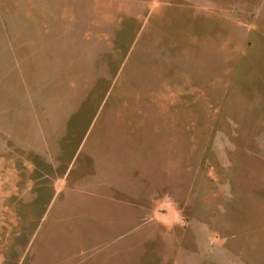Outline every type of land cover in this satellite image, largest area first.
<instances>
[{
    "label": "rangeland",
    "instance_id": "374dc122",
    "mask_svg": "<svg viewBox=\"0 0 264 264\" xmlns=\"http://www.w3.org/2000/svg\"><path fill=\"white\" fill-rule=\"evenodd\" d=\"M97 28L105 79L74 83ZM10 53L0 264H98L126 201L137 264H264V0H0Z\"/></svg>",
    "mask_w": 264,
    "mask_h": 264
},
{
    "label": "crops",
    "instance_id": "0c3cea01",
    "mask_svg": "<svg viewBox=\"0 0 264 264\" xmlns=\"http://www.w3.org/2000/svg\"><path fill=\"white\" fill-rule=\"evenodd\" d=\"M54 0H39V2L41 3H45V2H53ZM40 8H42L43 6H39ZM51 8V6H49ZM99 20V18H98ZM90 26V25H89ZM51 28V26H50ZM78 29V30H77ZM83 28H74L73 33H83ZM27 29L22 30L20 29V36L23 37V34L25 33L26 35ZM47 32H51L50 30H46L45 33ZM97 33L100 34V36L102 38L101 41L97 40V38L95 39L94 37L91 38L92 42L89 41H83L82 43H84V45H81V48L87 52V65L83 64L81 66V69L83 67V73L80 74H75V76L77 77V79L75 78L74 83H88V81H98L100 79H105V76L107 74L105 67H104V63L102 64H98L97 60L99 58V53L100 50L103 49L104 44H103V39L104 37H107V32L105 31V29H99L97 28ZM109 34V33H108ZM89 39V37H87ZM20 39V37H19ZM52 43V42H51ZM51 43H46L45 45L42 46L43 50H50L52 51L53 49V44ZM91 44V45H90ZM85 46H87V49H85ZM69 48H73V47H69ZM5 57H8L6 60L4 59V56L2 58V61L0 62V67H1V76H3L6 79H2L4 81L9 80L10 77V61H11V53L7 55H5ZM48 60V59H47ZM50 62L49 65L47 66V70L50 72L46 73V74H42V77L45 78L44 80L47 82H51V86L52 87V82L58 81L57 79V75L54 76V74L52 73V66H53V52L50 53V58H49ZM90 60V61H89ZM91 68V71L89 70ZM6 71H9V74L6 73ZM89 72V73H88ZM90 74V79H89V75ZM102 77V78H101ZM117 77V75L115 76V78ZM87 79V80H86ZM3 81V82H4ZM76 89H77V84H75ZM73 96L74 98H77V103L78 101L84 97V95L86 94V92L84 93L83 96H77V92L75 90V92H73ZM69 95H72L71 93H69ZM80 98V99H79ZM73 99V98H72ZM79 99V100H78ZM3 150L4 153V148L1 149V151ZM36 147H33V154L34 155L36 153ZM132 194V193H131ZM133 198V197H132ZM120 207L117 205L113 210V212H109L107 215L108 218H112V225L110 226H125V227H130L128 230L127 228L125 229V232H123L121 229H113L111 232H109L108 234H106V230H104V236L103 234H101V236H98L99 240L103 241L104 243H111V245L113 244V247L110 249V251L105 250L103 252H101L97 257H99V263L98 264H137V256L139 257V255L136 252V249H132L131 247L128 250H122V244L124 242V240H130V242H132L133 240L135 241L136 239H134V235H140V237L142 236V241H147V236H149V233H145L144 229H141L140 231H138L139 229V225H143V223H139L138 221V209H137V204L132 203V202H127L126 203H120ZM124 205V206H123ZM152 207V206H151ZM143 209V208H140ZM132 210L135 212V214H133L132 216ZM154 210V209H152ZM144 211H146V209H144ZM128 212V213H127ZM112 213V214H110ZM125 215V218L128 217L129 221L128 223L122 224V220H123V215ZM147 214V213H146ZM151 216L153 215L150 212ZM131 215V216H130ZM127 216V217H126ZM106 217V218H107ZM106 229V228H105ZM146 229V228H145ZM140 232V233H138ZM106 234V235H105ZM141 240V239H140Z\"/></svg>",
    "mask_w": 264,
    "mask_h": 264
}]
</instances>
